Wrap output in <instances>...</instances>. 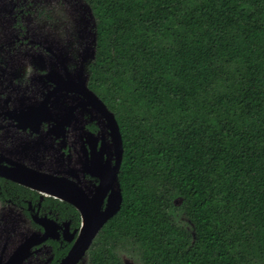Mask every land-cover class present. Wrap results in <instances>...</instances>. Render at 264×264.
Here are the masks:
<instances>
[{"label":"trees","instance_id":"obj_1","mask_svg":"<svg viewBox=\"0 0 264 264\" xmlns=\"http://www.w3.org/2000/svg\"><path fill=\"white\" fill-rule=\"evenodd\" d=\"M87 1L124 140L89 264H264V0Z\"/></svg>","mask_w":264,"mask_h":264},{"label":"flooded vegetation","instance_id":"obj_2","mask_svg":"<svg viewBox=\"0 0 264 264\" xmlns=\"http://www.w3.org/2000/svg\"><path fill=\"white\" fill-rule=\"evenodd\" d=\"M56 12L46 0H0V255L32 233L47 236L25 264H60L78 238L81 209L59 192L104 197L105 209L117 187V133L84 86L102 100L92 83V20ZM123 160L124 152L118 182ZM24 222L31 233L8 253Z\"/></svg>","mask_w":264,"mask_h":264},{"label":"water","instance_id":"obj_3","mask_svg":"<svg viewBox=\"0 0 264 264\" xmlns=\"http://www.w3.org/2000/svg\"><path fill=\"white\" fill-rule=\"evenodd\" d=\"M91 11H92V15H94L92 7H91ZM92 15H91V17L93 18L92 21L94 22L92 27L96 31V33L92 34V38L93 41L96 42L97 18L95 17V15H94L95 18ZM84 86H85L86 94L94 96L97 99V101L100 103V108L104 110L103 112L108 114V117L112 121V129L114 132L116 131L117 133V146L120 153V158L118 160V166H117V173H118L120 170L121 161L124 152L123 139L119 125L114 115L105 106L104 102L102 100H99V98L92 93V91L88 88L87 84H84ZM117 173L111 182L112 186H117V187L116 188L114 187V190L109 198V201L105 209H103L104 197L101 198L99 203H95L97 198H94L95 201L93 202L92 200L88 199L85 196L80 197L79 195H76L75 200H71L65 195L63 196V193L60 192L58 193L60 194L61 198H65L67 200L74 202L73 204H75L78 208L81 209V213L84 219V225L81 227L77 240L75 241L69 254L63 259V261L60 264H79L81 261L85 260L89 249L92 247L94 241L96 240L101 230L121 210L124 197H123L122 189L118 182ZM52 190L53 192L57 191V189L55 188H53ZM46 238H47L46 235L41 236L37 233H32L30 236L24 239V241L17 247V249L11 255H9V258L6 259L7 256H2L1 254L0 264H25L26 261H28L32 257L33 254L32 248L35 245L39 244L41 241H44ZM6 249L7 248L5 247L3 251L6 252ZM123 263L131 264L128 261L125 262L123 261Z\"/></svg>","mask_w":264,"mask_h":264},{"label":"rangeland","instance_id":"obj_4","mask_svg":"<svg viewBox=\"0 0 264 264\" xmlns=\"http://www.w3.org/2000/svg\"><path fill=\"white\" fill-rule=\"evenodd\" d=\"M46 3H51L53 5H56V11H57L56 13L67 15V17L70 20L74 18H80L83 15L85 17V20L87 21V23L85 24H90L88 23V21L93 20V18L91 17L92 15L91 5L88 3L87 0H46ZM92 16L94 17V15ZM92 26H93V21H92ZM91 31L92 32L94 31L93 34L96 33L94 28H92ZM92 40L93 39H91V44L93 45L95 42ZM181 202L182 200L178 199L176 201V205H180ZM0 217H1V213H0ZM179 218L180 220H182L184 224H186L189 228H191L189 220L184 215H179ZM20 227H21L20 229L21 240L17 237H15L12 240L11 238H9L10 240H9L8 253H11L13 250L16 249L18 243L19 242L21 243L22 237L24 238L25 236L31 233L32 229L27 222L20 224ZM118 254L124 262L128 261L131 264H141L140 262H138L137 258L131 254L129 250L126 251L122 249L119 251ZM89 259H90V254L87 255L86 259L81 264H89Z\"/></svg>","mask_w":264,"mask_h":264}]
</instances>
